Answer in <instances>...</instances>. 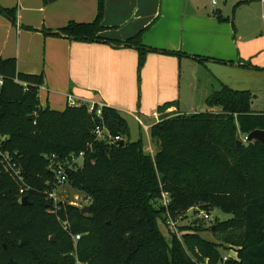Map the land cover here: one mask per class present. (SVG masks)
Listing matches in <instances>:
<instances>
[{
    "label": "trees",
    "instance_id": "1",
    "mask_svg": "<svg viewBox=\"0 0 264 264\" xmlns=\"http://www.w3.org/2000/svg\"><path fill=\"white\" fill-rule=\"evenodd\" d=\"M0 13L16 21L15 8L0 6ZM104 14L105 0H98L93 22L71 21L60 33L135 48L140 81L147 54L159 50L145 46L142 32L125 41L102 37ZM196 59L204 64L209 58ZM0 74L6 78L0 94L2 150L31 187L20 195V180L0 161V264H77L74 252L83 264H264V143L244 141L264 130V112L252 110L250 91L221 84L205 100L210 110L152 125L150 137L157 144L152 154L143 139L130 141L129 124L117 109L103 106L101 116L98 105L90 111L84 102L63 111L44 109L38 95L43 74L19 73L15 59H0ZM102 123L121 140H97L94 130ZM238 139L244 141L240 151ZM54 155L62 162L82 160L67 170L66 185L88 199L89 213L68 200L50 212L45 191L55 182ZM24 196L30 204L21 203ZM214 209L231 217L212 218L205 226L200 210L211 215ZM190 211L194 220L180 226ZM72 234L81 238L75 242ZM228 250L235 255L225 260Z\"/></svg>",
    "mask_w": 264,
    "mask_h": 264
},
{
    "label": "crops",
    "instance_id": "2",
    "mask_svg": "<svg viewBox=\"0 0 264 264\" xmlns=\"http://www.w3.org/2000/svg\"><path fill=\"white\" fill-rule=\"evenodd\" d=\"M0 6L16 9V21L0 13V59H15L19 73L44 75L40 107L63 111L70 97L113 107L130 133L139 125V139L145 136L152 154L151 126L210 110L205 100L221 84L250 91L252 110L264 112L263 0H225L220 8L217 0H105L102 37L125 41L142 32L145 46L159 50L147 54L140 81L135 48L60 33L71 21L93 22L98 0H0ZM196 58L209 59L203 64ZM193 73L196 83L189 79Z\"/></svg>",
    "mask_w": 264,
    "mask_h": 264
},
{
    "label": "built area",
    "instance_id": "3",
    "mask_svg": "<svg viewBox=\"0 0 264 264\" xmlns=\"http://www.w3.org/2000/svg\"><path fill=\"white\" fill-rule=\"evenodd\" d=\"M213 4L214 5L216 4V0H213ZM5 81H6L5 76L0 74V94L2 92L3 86L5 85ZM79 104L80 103H77L72 97L69 98V105L70 106H76ZM95 105H97V104H91L90 111L94 110ZM98 106H99V108L97 109V114H98V116H101L103 105H98ZM137 119L143 125L141 118L138 117ZM94 135H95L97 140H111L113 142H117V141L121 140L120 136H113L110 133V131L108 130V128L106 127V125L103 123L98 124L95 127ZM246 139H247V137L244 139V141H247ZM82 156H84L83 152L80 153V157H82ZM79 159L80 158L75 157V158H73V160H66V161L62 162L60 160H57L55 155L51 157V168L55 173V182L53 184L52 189L45 191V194L47 195V199L49 201H52V205H53V207L50 209V212L55 213L58 210L59 203L61 201H63V199L61 198V193H62L61 189L67 184V170L69 168H72L75 165V163L79 161ZM0 161L7 168H9L11 171H13L15 176L20 180L21 185H22L20 188V195H24L27 191H29L31 189V187L25 181V177L23 175L21 168H19L18 165L15 162H13L12 156L10 154H6L2 150L1 140H0ZM169 202H170V200L168 198V194L164 193L163 194L164 205H168ZM71 204H73V203H71ZM198 217L203 218L205 220H211L212 219L210 213H208L207 211H202V210H200ZM170 223H171V228L178 232L176 222L171 220ZM63 226L65 229H67V223L66 222H63ZM72 237H73L75 242H77L81 238V236L79 234H72ZM72 255L75 256L77 264H83L79 260L77 252L72 253ZM226 259H227V257H226Z\"/></svg>",
    "mask_w": 264,
    "mask_h": 264
},
{
    "label": "rangeland",
    "instance_id": "4",
    "mask_svg": "<svg viewBox=\"0 0 264 264\" xmlns=\"http://www.w3.org/2000/svg\"><path fill=\"white\" fill-rule=\"evenodd\" d=\"M211 1L212 0H205L206 3H209ZM229 1H232V0H229ZM217 3L219 4V8H220V7H222L224 5L225 0H217ZM189 79H190V81L196 83V81H195L196 79H195L194 73H193V75H190L189 76ZM183 85H184V91H185L184 94L186 95L189 92V90L187 88V80H186V78L184 79ZM199 107H201V106H199ZM206 108H207L206 105H204V109H206ZM198 109H201V108H198ZM197 111L198 112H201V111H205V110H197ZM141 133L144 134V132L139 129V125L137 124L134 127V129H133V133H131L130 141H136L137 139H139L141 137ZM135 137H138V138L136 139ZM143 139H145L144 141H146L145 136H144ZM152 145H153V150L156 152L157 151V144L153 143ZM79 163H82V160L81 159H79ZM61 191H62L61 198L63 200H68L70 203H73L74 205L81 206V207L87 205L88 199L85 198L84 195H82L79 192L75 191L69 185H65L61 189ZM193 214H194V211H190L188 213L189 217H187L185 219H182V220H179L178 221V224L180 226H183V225L192 223V221L195 218V216H193ZM211 217L214 218V219L215 218H218L220 220H227V219H229L231 217V214L224 213V212H222L219 209H214L211 212ZM210 225H211V221L208 220L207 222H205V226H210ZM161 229H162L163 233L167 236V238L170 239V233H169L168 229L165 226H163V225L161 226ZM202 236L205 237V238H207V239H209V240H215L213 234L211 232H209V231H203L202 232ZM230 255H235V252L233 250H231V251L228 250V251H225L224 252V257H228ZM225 260H226V258H225Z\"/></svg>",
    "mask_w": 264,
    "mask_h": 264
},
{
    "label": "water",
    "instance_id": "5",
    "mask_svg": "<svg viewBox=\"0 0 264 264\" xmlns=\"http://www.w3.org/2000/svg\"><path fill=\"white\" fill-rule=\"evenodd\" d=\"M49 1H52V0H49ZM29 119H31V117H29ZM248 142H252V141H260L262 143H264V130H254L252 131L248 136H247V139H246ZM120 144H124V141H121ZM244 144V141L243 140H240L238 139L236 141V146H237V150L240 151L242 146ZM21 203L22 204H30L31 202L29 201V198L27 196H24L22 199H21ZM91 211V207L90 206H85L82 208V212L83 213H89ZM52 240H55V238H53Z\"/></svg>",
    "mask_w": 264,
    "mask_h": 264
}]
</instances>
